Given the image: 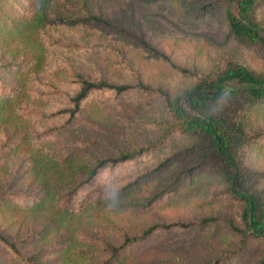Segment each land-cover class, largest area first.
<instances>
[{
	"label": "rangeland",
	"instance_id": "374dc122",
	"mask_svg": "<svg viewBox=\"0 0 264 264\" xmlns=\"http://www.w3.org/2000/svg\"><path fill=\"white\" fill-rule=\"evenodd\" d=\"M203 1L0 0L3 235L9 239L23 238L38 231L51 217L44 211L31 210V201L44 189L35 176L36 160H45V186L52 187L61 183L62 175L67 177L80 159L113 155L131 144L152 141L160 131L148 123V119H164L159 98L137 93L117 97L108 92H93L73 120L67 121L65 115H50L67 107V96L77 87L74 72L90 80L114 83H132L138 77L144 85L160 88L170 96L192 85L189 77L178 75L162 60L115 33L92 23L66 24L55 19H74L84 13L99 15L141 36L176 65L198 74L230 57L241 60L254 74L264 76V55L226 39L221 9L197 12L196 7ZM256 1L255 20L264 24V0ZM36 3L43 7L48 3L43 24L28 28L24 20L36 13ZM244 123L248 129L264 131V103L253 105ZM94 137L105 142L98 144V148H94L97 143L90 147L88 143ZM189 142L175 138L142 162L102 170L68 203L75 211L74 217L46 228L45 235L40 234L29 243L25 241L22 250L33 253L45 247L36 256L37 264H78L80 254H87L80 250L96 249L102 240L118 241L113 227L129 235L155 223L195 222L206 217L233 219L236 223L235 204L225 194L227 183L223 177L204 170L172 178L186 161L170 162L124 195L106 193L113 183L126 180ZM240 163L248 175L250 189L263 200L264 140L248 148ZM10 192L18 194L9 195ZM152 195L153 202L145 205ZM97 201V206H90ZM236 243L237 236L220 221L199 228L168 229L131 246L114 264L210 263ZM259 253L260 244L247 239L242 250L224 263L253 264ZM0 264H18L1 245Z\"/></svg>",
	"mask_w": 264,
	"mask_h": 264
},
{
	"label": "trees",
	"instance_id": "16d2710c",
	"mask_svg": "<svg viewBox=\"0 0 264 264\" xmlns=\"http://www.w3.org/2000/svg\"><path fill=\"white\" fill-rule=\"evenodd\" d=\"M256 2V0H204L196 7V10L205 12L209 9H221V19L226 27L225 38L264 55V24L255 20ZM33 6L37 7L36 13H32L24 20V25L28 28L43 24L42 20H44L48 3H45L44 7L41 3ZM55 20L66 24L92 23L99 29L115 33L135 43L151 56L162 60L178 75L189 77L192 85L170 96L160 88L144 85L138 77L132 83H114L103 79L90 80L74 72L73 82L77 87L67 96V107L57 109L50 115H65L67 121L73 120L80 113L81 105L88 94L93 92H108L117 97L137 93L159 98L164 119L162 121L148 119V123L152 127L156 126L160 131L152 141L131 144L127 149H119L113 155H90L89 158L80 159L69 175L67 177H64L67 174L62 175L60 178L63 179L62 182L52 187L45 186V160H36L35 176L44 189L31 201V210L44 211L51 217L38 231L23 238L9 239L0 232V245L18 264H37L36 256L45 250V247L33 253H27L22 250V246L25 241L29 243L38 235H45L46 228H52L56 223L59 225L73 218L75 211L68 206V203L81 188L88 186L104 169H119L132 163L142 162L151 152L167 146L173 139L183 138L190 141L187 146L173 150L126 180L113 183L106 189V193L115 196L124 195L129 188L149 179L170 162L186 161L185 165L175 171L172 178L189 176L204 170L223 177L227 183L225 194L235 204L236 223L233 219L206 217L195 222L155 223L129 235L113 227L111 230L114 236L118 237V241L110 243L102 240L96 249L80 250L79 252H87V254L84 252L80 254L82 255L80 263L114 264L120 254L131 246L146 241L151 235L160 234L168 229L178 230L192 226L199 228L205 224L220 221L237 236V243L230 251L204 264H225L226 259L242 250L247 239L248 241L255 239L260 244V253L253 264H264V199L259 200L250 189L248 175L244 174L240 163L248 148L264 140V131L248 129L244 123L250 108L255 104L264 103V76L254 74L241 60L230 57L222 58L214 68L198 74L176 65L166 55L151 47L141 36L133 35L99 15L84 13L74 19ZM19 22L23 24L21 20ZM101 142H105L103 138L94 137L88 144L92 147L97 143L94 148H98ZM101 192L103 191L97 190V193ZM17 194L18 192L9 193L14 196ZM154 195L148 197L144 204L150 205ZM98 204L97 201L90 206L94 208ZM65 247L67 251L68 247Z\"/></svg>",
	"mask_w": 264,
	"mask_h": 264
}]
</instances>
